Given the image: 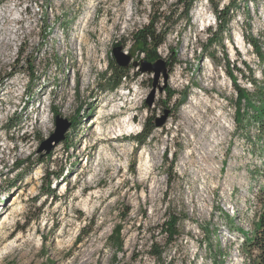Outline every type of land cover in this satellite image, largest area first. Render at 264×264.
<instances>
[{
    "label": "rangeland",
    "instance_id": "374dc122",
    "mask_svg": "<svg viewBox=\"0 0 264 264\" xmlns=\"http://www.w3.org/2000/svg\"><path fill=\"white\" fill-rule=\"evenodd\" d=\"M0 2L23 18L0 64V264H244L240 233L252 231L262 179L247 173L261 159L244 139L254 128L242 133L236 122L246 106L238 89L252 93L251 76L262 78L246 39L264 42L263 3L222 0L229 34L209 45L218 22L206 0L194 2L188 17L176 0ZM156 18L167 32L157 54L168 76L147 106L154 74L142 69L154 63L133 35ZM119 46L131 60L114 87L111 51ZM199 94L203 102L185 117ZM114 105L121 114L111 119ZM95 116L99 124L91 125ZM124 116L138 132L109 140L111 122ZM164 116L137 147L133 137ZM56 117L70 126L47 151ZM171 215L178 234L167 243ZM116 226L118 252L109 242Z\"/></svg>",
    "mask_w": 264,
    "mask_h": 264
},
{
    "label": "trees",
    "instance_id": "16d2710c",
    "mask_svg": "<svg viewBox=\"0 0 264 264\" xmlns=\"http://www.w3.org/2000/svg\"><path fill=\"white\" fill-rule=\"evenodd\" d=\"M197 0H176L175 8L180 10V14L184 13L185 16H189V12L192 9L194 2ZM212 6V9L216 15L218 22V28L212 33L208 39V44L222 45L224 41V35L229 34V25L231 22L229 11L230 8L219 9V4L222 0H206ZM258 4V0H246ZM264 5V0H259ZM246 2V3H247ZM245 3V4H246ZM235 6L234 4L231 5ZM158 19H151L147 26H144L140 30H137L133 35L134 43L138 45L139 52L144 59L150 63L160 61L157 54V49L164 43L167 32H161L157 28ZM186 23H189L187 19ZM230 37V36H229ZM247 44L252 47V51L261 63L260 75L261 80L257 81L254 78H250L251 85L253 87L252 93H248L241 89H238L239 97L246 101V106L242 108L246 111L241 113V108L237 111V125L241 127L242 133L254 128V132L245 134V140L249 143L251 151L257 159H261L259 164H248L250 168L247 170L248 175L251 178H261L262 184L259 186L253 201V224L252 231L250 233L241 231L242 241L240 244V254L244 264H264V42H260L259 38H247ZM167 69L168 64L165 62ZM113 69L118 71V75L114 81V87H118L122 80L127 79L128 71H124L121 67L114 65ZM244 92V94H243ZM174 96V92L168 93L167 98L170 100ZM149 123V124H148ZM155 121H149L144 125L141 132L133 137L137 147L144 145L152 136L155 129ZM177 219L174 216H169L167 221L163 224V229L166 234L167 243H171L178 234ZM122 228L116 226L109 237V242L115 251H121L123 247V240L121 236ZM206 230V234H208ZM160 254H157L156 259H159ZM214 263L216 261L214 260ZM217 264V263H216Z\"/></svg>",
    "mask_w": 264,
    "mask_h": 264
},
{
    "label": "bare ground",
    "instance_id": "6f19581e",
    "mask_svg": "<svg viewBox=\"0 0 264 264\" xmlns=\"http://www.w3.org/2000/svg\"><path fill=\"white\" fill-rule=\"evenodd\" d=\"M21 15H22V12L19 11L16 6L8 10L7 9L0 10V64L7 63V60H5L7 57V54L5 53V51L7 50L9 46H11L13 42L17 41V38L19 37V31L21 30V28L17 27V25H19L20 21L23 20V18H21L22 17ZM202 16L207 17V14L199 13V17H202ZM207 19L209 20V18ZM11 27L12 29H9ZM4 30H7V32H4V35H2L1 31H4ZM179 80H180V77L177 75L175 81H179ZM136 98L137 97L135 96L134 99ZM199 102H203L202 96L200 94L194 97L192 99L191 106H189L186 111H183L184 116L190 117L192 113L195 111V109H197ZM132 105H135V102L131 101L130 106ZM116 112L118 114L119 113L121 114L120 105H114L108 111V115L111 116V119L114 118V113ZM124 114H127V112H125ZM186 119L187 118H184L185 122L188 121ZM98 122H99V117L95 116V119L91 121V125L99 124ZM41 124L43 127H45L48 124V119L44 114L41 117ZM111 124L112 125L109 127L110 131H107V133L110 135L108 137L109 140L123 138L126 133L131 134L134 132L136 133L138 132V127L134 125L132 118L130 116H124L122 120L114 119L113 122H111ZM97 128L98 127H95V129ZM99 139L102 140L103 139L102 136ZM145 165L146 163H144V166ZM15 199L16 198H13V201ZM4 220L5 219L3 218L2 220L3 223H5Z\"/></svg>",
    "mask_w": 264,
    "mask_h": 264
},
{
    "label": "water",
    "instance_id": "95a60500",
    "mask_svg": "<svg viewBox=\"0 0 264 264\" xmlns=\"http://www.w3.org/2000/svg\"><path fill=\"white\" fill-rule=\"evenodd\" d=\"M111 55H112L116 65H118L121 68H127L131 58L129 55H127L123 51V48L121 46L113 48L111 51ZM142 72L154 74V79L152 81V92L150 94L149 99L146 101V105L150 106L152 103V100H153V95H154L155 90L158 88V90L161 91L162 88H164V86L166 84L167 76H168L167 70L165 68V63L162 60H160V61L155 62L154 64L144 65ZM160 79H162V85L161 86H159ZM166 114L167 113H165V115ZM165 118H166V116H164L162 119H160L158 121L156 120L155 121V127L156 128L162 127V125L164 124ZM69 126H70L69 122H67L66 120L61 119L59 117H56L55 133L47 141V147H46L47 151H49L51 149V147L49 146V145H51V143L58 144L63 140L64 134L68 130ZM44 147H45V144H42L39 151H42V149Z\"/></svg>",
    "mask_w": 264,
    "mask_h": 264
}]
</instances>
